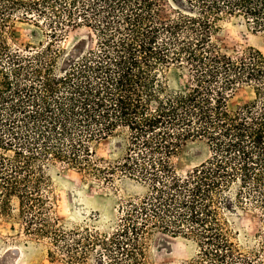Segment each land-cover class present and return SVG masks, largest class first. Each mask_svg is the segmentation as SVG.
<instances>
[{
  "label": "trees",
  "instance_id": "16d2710c",
  "mask_svg": "<svg viewBox=\"0 0 264 264\" xmlns=\"http://www.w3.org/2000/svg\"><path fill=\"white\" fill-rule=\"evenodd\" d=\"M19 21L44 32L38 44L20 43ZM229 24L264 48V0H0V216L62 264H88L97 246L111 264H149L156 233L186 243L181 264H264V50L230 45ZM71 27L91 30L93 46L61 47ZM173 67L186 72L181 89ZM104 141L115 158L98 155ZM189 141L209 157L180 173ZM62 162L138 185L111 234L52 215ZM245 212L259 214L255 233L236 223Z\"/></svg>",
  "mask_w": 264,
  "mask_h": 264
},
{
  "label": "rangeland",
  "instance_id": "374dc122",
  "mask_svg": "<svg viewBox=\"0 0 264 264\" xmlns=\"http://www.w3.org/2000/svg\"><path fill=\"white\" fill-rule=\"evenodd\" d=\"M17 37L20 43H35L34 33L40 37L44 32L29 21L17 22ZM222 36L239 50L261 47V39L246 28L229 24ZM93 34L87 27L67 28L66 35L59 45L66 51H86L93 46ZM172 89H181L186 83V72L181 68L169 71ZM248 99L247 90L243 89L233 100L240 104ZM98 155L115 158L112 141H104L96 147ZM209 157V148L205 142H184L178 149L174 162L180 173H186L200 165ZM52 188L49 199L53 206L52 215L67 229H96L111 234L121 214V205L128 191H139L138 185L129 179L117 180L109 184L93 177H86L70 168L66 163H58L52 169ZM237 225L246 233H255L260 223L259 214L245 212L236 218ZM47 241H36L25 236L20 225L12 219L0 216V264H62L60 259L53 260L46 249ZM188 246L180 238L156 233L149 243V264H181L189 256ZM104 247L97 246L89 258L88 264H111Z\"/></svg>",
  "mask_w": 264,
  "mask_h": 264
}]
</instances>
